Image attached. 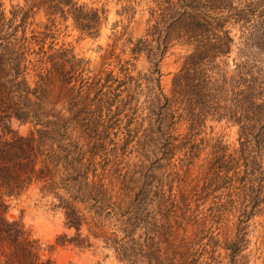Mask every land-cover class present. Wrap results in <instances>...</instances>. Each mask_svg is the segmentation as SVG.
I'll list each match as a JSON object with an SVG mask.
<instances>
[{
  "label": "trees",
  "instance_id": "16d2710c",
  "mask_svg": "<svg viewBox=\"0 0 264 264\" xmlns=\"http://www.w3.org/2000/svg\"><path fill=\"white\" fill-rule=\"evenodd\" d=\"M12 1L0 0V264H51L6 216L29 188L73 231L58 245H101L126 264H236L264 216V0H149L144 34L123 39L128 57L96 74L53 35L70 22L97 39L104 7ZM219 124L236 128L233 145L212 136Z\"/></svg>",
  "mask_w": 264,
  "mask_h": 264
},
{
  "label": "rangeland",
  "instance_id": "374dc122",
  "mask_svg": "<svg viewBox=\"0 0 264 264\" xmlns=\"http://www.w3.org/2000/svg\"><path fill=\"white\" fill-rule=\"evenodd\" d=\"M6 6L11 4L10 0H3ZM14 0L12 4L21 2ZM80 3L88 4L92 7L105 8L106 20L101 26L97 39H90L80 36L73 29L70 22L57 25L54 31V43L56 46L63 45L72 48L79 56L90 60L89 68L96 74L101 65L106 68H115L116 56L126 59L127 55L119 56L123 39H136L145 32L147 19L149 16L148 7L151 4L149 0H77ZM125 4L135 8L130 14L129 19L118 15L117 11L122 12ZM35 21L39 24L46 22L45 17L40 13ZM119 21L118 25L112 30L114 22ZM36 30L37 26H34ZM125 32V35L123 34ZM50 41V40H49ZM114 45V50H108ZM107 49V50H105ZM184 50L175 47L166 54L161 62V86L167 91L173 74L179 69L182 63ZM109 54V55H108ZM110 56V59H103L104 56ZM141 59V58H140ZM142 67V61H139L137 68ZM209 125V124H208ZM19 133H25V127H15ZM210 131V128H207ZM212 136L221 138L226 144L233 145L236 142V128L228 127L223 124L213 125ZM6 216L10 220L20 221L28 236L40 243L41 256L43 261L49 259L51 264H126L119 262L108 250L98 248L83 250L69 245H58L57 236L61 234L72 235V230H66L63 224L62 213L51 206V199L44 197L37 188H29L21 197L14 200L7 210ZM264 223V216L258 217L251 223L248 233V242L243 247L242 252L236 258V264H263L262 250L264 248V229H252L259 227ZM84 232H88V225H84ZM148 250V248L146 249ZM261 258H260V257Z\"/></svg>",
  "mask_w": 264,
  "mask_h": 264
}]
</instances>
